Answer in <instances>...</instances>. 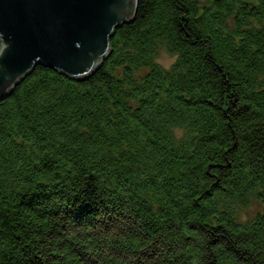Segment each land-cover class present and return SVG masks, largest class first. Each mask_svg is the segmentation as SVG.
Instances as JSON below:
<instances>
[{
    "label": "trees",
    "instance_id": "1",
    "mask_svg": "<svg viewBox=\"0 0 264 264\" xmlns=\"http://www.w3.org/2000/svg\"><path fill=\"white\" fill-rule=\"evenodd\" d=\"M111 44L0 98V264H264V0H138Z\"/></svg>",
    "mask_w": 264,
    "mask_h": 264
},
{
    "label": "water",
    "instance_id": "2",
    "mask_svg": "<svg viewBox=\"0 0 264 264\" xmlns=\"http://www.w3.org/2000/svg\"><path fill=\"white\" fill-rule=\"evenodd\" d=\"M138 0H0V98L39 64L84 79L111 52ZM2 43V44H1Z\"/></svg>",
    "mask_w": 264,
    "mask_h": 264
},
{
    "label": "clouds",
    "instance_id": "3",
    "mask_svg": "<svg viewBox=\"0 0 264 264\" xmlns=\"http://www.w3.org/2000/svg\"><path fill=\"white\" fill-rule=\"evenodd\" d=\"M173 59H175V55L168 50L166 45H161L158 54L154 55L155 62L165 69L171 66ZM173 133L177 139H181L184 135V130L180 127H175L173 128Z\"/></svg>",
    "mask_w": 264,
    "mask_h": 264
},
{
    "label": "rangeland",
    "instance_id": "4",
    "mask_svg": "<svg viewBox=\"0 0 264 264\" xmlns=\"http://www.w3.org/2000/svg\"><path fill=\"white\" fill-rule=\"evenodd\" d=\"M1 44H2V43H1ZM2 48H3V46H1V48H0V53L2 52V51H1Z\"/></svg>",
    "mask_w": 264,
    "mask_h": 264
}]
</instances>
